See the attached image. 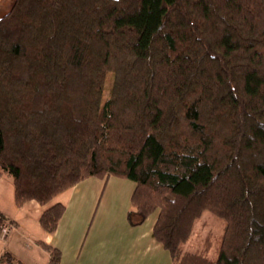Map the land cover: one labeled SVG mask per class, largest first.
I'll use <instances>...</instances> for the list:
<instances>
[{
  "label": "trees",
  "instance_id": "obj_1",
  "mask_svg": "<svg viewBox=\"0 0 264 264\" xmlns=\"http://www.w3.org/2000/svg\"><path fill=\"white\" fill-rule=\"evenodd\" d=\"M111 177L136 185L130 225L158 215L172 264H264V0H16L0 17V178L16 205ZM205 212L226 224L216 260L210 240L183 247Z\"/></svg>",
  "mask_w": 264,
  "mask_h": 264
},
{
  "label": "crops",
  "instance_id": "obj_2",
  "mask_svg": "<svg viewBox=\"0 0 264 264\" xmlns=\"http://www.w3.org/2000/svg\"><path fill=\"white\" fill-rule=\"evenodd\" d=\"M15 1L0 0V17ZM135 188L127 179L90 178L46 205L30 200L18 207L14 184L0 178V214L14 225L0 241V258L8 254L13 264H48L47 245L62 252L61 264H172L168 251L153 237L157 214L136 227L127 221ZM56 204L66 210L57 231L49 233L40 218Z\"/></svg>",
  "mask_w": 264,
  "mask_h": 264
},
{
  "label": "rangeland",
  "instance_id": "obj_3",
  "mask_svg": "<svg viewBox=\"0 0 264 264\" xmlns=\"http://www.w3.org/2000/svg\"><path fill=\"white\" fill-rule=\"evenodd\" d=\"M225 222L211 214L205 212L203 216L196 222L195 231L191 240L183 245L185 250H200L206 246L210 240L209 258L216 260L218 258L223 234L225 231Z\"/></svg>",
  "mask_w": 264,
  "mask_h": 264
},
{
  "label": "built area",
  "instance_id": "obj_4",
  "mask_svg": "<svg viewBox=\"0 0 264 264\" xmlns=\"http://www.w3.org/2000/svg\"><path fill=\"white\" fill-rule=\"evenodd\" d=\"M13 225L10 224L8 221L4 220L2 227L0 228V241L5 239L12 231ZM0 264H11L9 262H3Z\"/></svg>",
  "mask_w": 264,
  "mask_h": 264
}]
</instances>
